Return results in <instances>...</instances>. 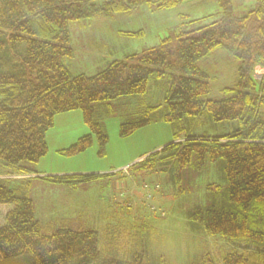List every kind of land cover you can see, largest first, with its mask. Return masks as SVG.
<instances>
[{"label":"trees","instance_id":"1","mask_svg":"<svg viewBox=\"0 0 264 264\" xmlns=\"http://www.w3.org/2000/svg\"><path fill=\"white\" fill-rule=\"evenodd\" d=\"M215 1V14L191 21L212 17L207 24L180 30L151 47L109 60L94 75H73L66 67L74 56L71 22L129 15L144 6L171 10L185 0H0V204L12 206L0 226L3 260L169 264L152 249L155 227L147 219L134 223L127 232L111 222L99 228L76 227L68 218L42 223L29 197L30 181L25 178L36 174L29 165L46 155V133L57 115L78 110L90 131L60 154L71 157L85 152L95 137L99 154L104 155L108 137L95 117L97 110L143 96L151 83H161V119L174 126L173 139L141 157L130 170L135 175L166 173L175 195H181L186 192L183 184L192 167L203 171L208 164H219L226 201L188 210V227L226 241L229 248L221 252V264H264V72L255 79L256 67L264 71V0H255L241 15L234 11L233 0ZM118 32L144 34L142 30ZM217 49L234 58L236 80L233 87L222 89L219 100H211L207 98L209 76L198 62ZM160 107L162 104L138 109L136 117L119 125V135L129 136L150 124L152 112ZM201 120L227 124L230 131L216 136L181 135L185 125L189 130ZM13 175L21 177L11 188ZM102 176L35 177L79 189ZM213 185L209 183L205 189L214 192L215 200L219 190ZM187 264L214 262L204 250Z\"/></svg>","mask_w":264,"mask_h":264},{"label":"rangeland","instance_id":"2","mask_svg":"<svg viewBox=\"0 0 264 264\" xmlns=\"http://www.w3.org/2000/svg\"><path fill=\"white\" fill-rule=\"evenodd\" d=\"M254 3L255 0H233L234 11L241 15ZM217 11L215 0H185L181 6L171 10H152L144 6L129 15L117 13L102 19L71 22L70 46L74 56L66 61V67L73 75H94L109 60L151 47L160 39L173 36L180 30L207 24L212 17L198 22L191 21L213 15ZM139 30L144 31L142 36H125L118 32ZM198 66L209 76L208 99L219 100L223 96L222 89L234 86L237 63L226 50L213 51L200 60ZM263 72V69L256 67L255 79L259 80ZM163 97L164 88L161 83H151L143 96L116 101L107 109H98L95 117L104 126L108 137L104 155L99 154L95 137L92 146L85 152L71 157L60 154V150L90 131L78 110L57 115L54 126L46 133V155L39 162L29 165L36 173L25 177L31 185L29 197L34 203L36 217L42 223L53 218L56 221L68 218L75 221L73 225L76 227L99 228L111 222L119 223L120 229L127 232L134 223L147 219L155 227L151 239L152 249L155 254H163L169 264H187L204 250L210 253L214 264H221V252L229 248L226 241L219 236L191 231L186 217L187 211L194 206L213 203L219 206L226 201V183L219 164H208L203 171L192 167L183 184L186 192L181 195H175L168 174L140 172L135 175L129 168L141 157L158 151V148L173 139L174 126L161 119ZM161 104L162 107L152 112L150 124L129 136L119 135V125L128 118L136 117L138 109L144 111L147 106ZM188 127L185 125L182 136H216L230 131L227 124H214L207 120L191 124L189 130ZM70 174L105 176L79 189L35 177ZM17 177L21 176L13 175L15 180H10L11 188L19 182ZM209 183L219 190L215 200L214 192L205 189ZM149 185H157V188L150 190ZM149 190L151 196H148ZM11 208V205L0 204V226ZM156 212L160 216L154 214ZM0 264L27 263L21 259L3 260L0 257Z\"/></svg>","mask_w":264,"mask_h":264},{"label":"built area","instance_id":"3","mask_svg":"<svg viewBox=\"0 0 264 264\" xmlns=\"http://www.w3.org/2000/svg\"><path fill=\"white\" fill-rule=\"evenodd\" d=\"M156 186H157V185H155V186L152 187V186L149 185L150 190L156 189V188H157ZM150 190H149V194H148V196H149V195L151 196V194H150Z\"/></svg>","mask_w":264,"mask_h":264},{"label":"crops","instance_id":"4","mask_svg":"<svg viewBox=\"0 0 264 264\" xmlns=\"http://www.w3.org/2000/svg\"><path fill=\"white\" fill-rule=\"evenodd\" d=\"M109 206H106V208H108ZM64 209H67L66 207Z\"/></svg>","mask_w":264,"mask_h":264}]
</instances>
